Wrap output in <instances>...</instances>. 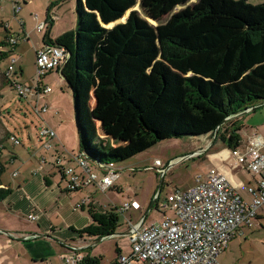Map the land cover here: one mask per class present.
Listing matches in <instances>:
<instances>
[{
    "label": "trees",
    "instance_id": "trees-1",
    "mask_svg": "<svg viewBox=\"0 0 264 264\" xmlns=\"http://www.w3.org/2000/svg\"><path fill=\"white\" fill-rule=\"evenodd\" d=\"M191 1L76 0L75 29L54 40L45 33L43 44L68 54L59 74L72 87L78 149L92 161L115 165L183 137L211 135L228 149L240 145L235 118L264 102V2ZM6 57L0 51V62ZM91 92L103 98L105 117L91 109ZM97 121L105 138L97 135ZM112 139L129 143L111 147ZM5 170L0 161V176ZM1 186L0 179V201L12 192ZM79 208L89 216L77 231L81 237L100 240L121 228L115 207ZM85 262L100 264L101 257Z\"/></svg>",
    "mask_w": 264,
    "mask_h": 264
},
{
    "label": "rangeland",
    "instance_id": "rangeland-1",
    "mask_svg": "<svg viewBox=\"0 0 264 264\" xmlns=\"http://www.w3.org/2000/svg\"><path fill=\"white\" fill-rule=\"evenodd\" d=\"M196 1L192 0L194 3ZM244 1L252 5L264 2V0ZM75 8L76 0H25L20 13L14 17L9 1L0 0V45L5 43L6 38L10 36L17 40L12 53L13 58L16 59L15 74H19L18 68H22L23 75L19 78V84L25 89H30L26 92V98L19 97L16 91L9 87H3V92H1L0 145L3 146L2 160L6 162V170L2 175L6 183H20V177L29 179L34 172V168L38 167L35 157L44 156L46 158L47 164L44 166V174L54 165V150L51 148L43 150L41 148L42 142L49 141L46 138H42L43 141H40L39 132L42 128L55 131L57 141L60 140L64 146V148H61V155H64L65 158L68 157L69 159L70 155L65 149L70 153L79 150V128L71 85L65 80L63 81L59 72L54 70L45 75L40 81L42 88L49 87L51 89L50 93L41 95L38 101L37 90L34 87L36 83L35 54L43 46L45 33L49 30V38L54 40L62 34L74 30L77 17ZM134 9L140 12L138 4ZM127 15L125 14V17ZM34 16H38L40 22L50 18L49 20L52 21L51 26L49 21L45 29L38 32L36 30L37 21L33 19ZM23 36H26L25 40L22 39ZM0 47L7 51V47ZM9 64L10 57L7 56L0 62V71H5ZM107 101L112 102V99ZM36 103H38L39 108L42 105H47L50 108L49 112L38 116L34 111ZM89 103L91 109L94 112L97 111L101 118L108 113V111L100 108L102 106H99L100 104L106 105L103 98H97L94 92H91ZM248 114L246 113L243 116L245 118L241 121L245 126L248 125L246 123ZM95 127L98 131L101 128V121H97ZM11 135L18 139L20 145H14L8 140ZM97 135L105 138L100 130ZM213 139L214 137L210 135L204 139V142L200 137H183L157 142L113 166L120 173V178L115 183V186L121 188L120 192L115 187L105 192H101L95 187H89L78 192L57 194V202L64 205V209L67 208L64 211L65 219H62L54 211V213H51L50 218L55 224L60 225L58 229L65 228L66 220L75 221L80 225L85 224L83 218L88 219L87 212L78 208L77 213H75L71 208L81 203L82 198L90 196L105 208L111 206V200L118 202L136 200L141 207L140 210H130L125 213V218L128 217L132 224L140 221L143 217H145L144 225L159 222L166 217H172L171 210L162 207L167 194L176 189L186 190L193 186L195 177L206 175L210 167L208 160L204 157L197 158L200 154L191 159L186 156L191 151L196 150L199 144L201 146L202 144H210L214 142ZM219 141L215 143L214 148L209 152L222 147ZM128 143L127 139L119 141L112 139L111 142H108L111 147H122ZM13 155L16 156V159L11 162L10 158ZM155 160L161 162L160 167L154 166ZM62 164L66 166L67 163L62 162ZM159 170H163L164 174H161ZM14 172L19 173L20 177L12 178L11 174ZM95 172L100 177L98 170ZM54 181H59L58 174ZM63 186L64 183L61 184V187ZM5 216L4 212L0 213L1 224L11 221V225L14 226L16 223H28L29 221L24 219V222L20 219L12 220L10 216ZM34 224L32 223V225ZM120 224L121 228L117 229L115 233L118 235L117 237L100 239L94 244V254L101 257L100 264H113L119 256L117 251L122 256L130 257L131 244L128 237L124 235L125 223L122 218H120ZM41 232L42 230L39 231V233ZM217 264H264V222L251 229H244L242 234L238 233L229 242L226 250L218 256Z\"/></svg>",
    "mask_w": 264,
    "mask_h": 264
},
{
    "label": "built area",
    "instance_id": "built-area-1",
    "mask_svg": "<svg viewBox=\"0 0 264 264\" xmlns=\"http://www.w3.org/2000/svg\"><path fill=\"white\" fill-rule=\"evenodd\" d=\"M10 3L12 14L16 17L21 9L23 0H7ZM37 21L36 30L42 32L46 24L51 21H38V16L33 17ZM23 40L26 36H23ZM17 40L14 37H7L5 47H0L1 52L7 53L10 57L4 78L11 80V87L19 97L26 98V92L30 89L23 88L18 82L13 81L15 75L13 58ZM68 54L65 49L43 45L35 54V85L37 100L41 95L51 92L49 87H41V79L50 71L62 69ZM40 84V86H39ZM255 107L245 110L249 112ZM47 105L34 107L38 116L49 112ZM40 141L42 138L49 139L42 142L41 148H51L50 142L57 140L53 129L42 128L39 132ZM9 141L14 145H20L15 136H9ZM3 146L0 145V152ZM198 156V154H196ZM230 156L234 159L238 168L245 169L253 176L259 177L256 187L246 188L249 199H244L237 189L230 183L227 174L218 168H211L206 175H198L194 179V185L186 190L176 189L168 194L164 200L163 208L173 213L172 217L149 225L132 224L124 221L126 225L125 236L131 244V255L125 257L119 255L113 264H217L218 256L226 250L229 242L244 229H250L255 224V219L260 211L264 210V139L256 133L250 134L243 147L238 146L230 149ZM70 162L80 169L77 174L74 167H66L63 161L57 159L55 165L59 173L66 181L67 190L76 191L83 187L94 185L101 192H105L118 174L114 171V164H100L92 161L82 152L70 153ZM40 160V167H41ZM155 167H160L159 160L154 161ZM100 177L97 176V171ZM164 174L163 170H159ZM17 173H12L16 177ZM85 204L82 202L80 205ZM138 207L136 202L123 204L116 208L119 217L130 207ZM27 219L31 222L37 220L34 214H29ZM114 234L111 237H117ZM110 237V236H107ZM101 239H105L104 237ZM57 264H86L85 258L77 251L70 252L60 257Z\"/></svg>",
    "mask_w": 264,
    "mask_h": 264
},
{
    "label": "crops",
    "instance_id": "crops-1",
    "mask_svg": "<svg viewBox=\"0 0 264 264\" xmlns=\"http://www.w3.org/2000/svg\"><path fill=\"white\" fill-rule=\"evenodd\" d=\"M18 70L19 74L16 73L17 76L12 79L13 81L19 83V78L22 77L23 71L22 68H18ZM5 71H0V95L2 94L1 92H3V87H9L12 89V87L9 85V82L3 76ZM1 97L2 95L0 96V98ZM246 113H249L248 121L246 122L248 124L247 126L241 123V121H243V119L245 118L243 116ZM235 119L240 122L241 126L240 147L244 146L247 137L252 133L259 134L264 139V103L256 106L255 109L249 112L244 111ZM99 136L102 138L101 135ZM208 136L209 135L202 136L200 138H202L204 142V139ZM213 141L214 142H211L207 145L202 144L201 146L199 144L198 148L194 151H191L190 154L186 157H189V159H191L195 158L194 156L196 154H200V156H198L197 158L204 157V159L208 160V163L210 165L209 169L215 167L223 170L227 174L230 183L237 189L241 196L244 199H249L246 188L256 187L259 177L253 176L245 169L238 168L235 165L234 159L230 156V149H228L221 141L218 140L220 142L219 144H221L222 147L216 149L215 151L209 152L212 148H214L215 143L218 142L215 138L213 139ZM50 146L51 149H53L55 152V162L57 159H60V161L67 163L66 167H74L76 173L80 174V169L76 168L73 165V162H70L68 157L65 158L64 155H61V148H64V146L61 144L60 140H52L50 142ZM65 151L70 154V152H68L66 149ZM35 158L38 163V167L34 168V172L29 179L20 177L19 173H17L16 177H12L11 174L12 178L20 177V183L10 184L6 183L3 180L2 175L4 173L0 176L2 182L1 187H8L12 190L9 196L0 201V213L4 212L6 214L5 217L10 216L12 220L20 219L23 221L24 219L28 221L27 216L33 213L37 217V220L32 222L35 223L34 225H32L31 221H28V223H25L24 221V223H16V225L14 226L11 225V221H6L3 224L0 223V264H57L61 256L73 251L79 252L84 258L88 256L97 257V255L94 254L95 252L93 250V246L98 240H89L85 237H81L77 233L78 230H81L88 224L89 216L88 219L83 218L85 223L83 225H80L72 220H66V226L63 229H58L60 225L55 224L51 220V213L54 212L58 213L62 219H65L64 211L67 208L64 209V205L57 202V194H67L71 192H67L66 181L60 175L59 170L55 168L57 167L55 163L44 174V166L45 164H47L46 158L44 156ZM15 159L16 156L13 155L10 158V161L13 162V160ZM40 160L42 162L41 167ZM0 161L6 167V162L2 160V155ZM114 171L118 174V177L115 179L111 187H109L107 190L115 187L116 190L120 192L121 188L115 186L116 181L120 178V173L117 172V169L115 167ZM56 173L59 177L58 182L54 181V178L57 175ZM45 178L49 183L48 185L45 181ZM62 183H64L63 187H61ZM16 187L18 188L16 189ZM89 187L95 186L90 185L73 192L82 191ZM82 202H85V204L93 202V204L99 209H108L102 207L97 201L92 198V196L82 198L81 203ZM126 202L129 203V201L118 202L116 200H111L112 204L111 206H109V208L121 207ZM130 202H136L138 207H130L129 209H127V211L123 212L120 218H122L124 221H129L132 223V221L128 220V217L125 218V213L129 212L130 210L138 211L141 207L136 200H132ZM79 204H77L76 207L71 208V210L77 213ZM144 221L145 217L141 218L140 221L134 224L142 223L144 225ZM262 222H264V210L258 213V216L255 219L254 226H256L257 224L261 225ZM41 230L42 232L39 233V231ZM125 230L126 225L124 228V233Z\"/></svg>",
    "mask_w": 264,
    "mask_h": 264
},
{
    "label": "water",
    "instance_id": "water-1",
    "mask_svg": "<svg viewBox=\"0 0 264 264\" xmlns=\"http://www.w3.org/2000/svg\"><path fill=\"white\" fill-rule=\"evenodd\" d=\"M133 10H135L134 8H133ZM129 12H127V14H128ZM127 17V16H126ZM126 17H124V18H122L121 20H119V21H117L116 23H123L124 21H125V19H126ZM116 23H114V24H116ZM111 26H113V25H111ZM62 77V76H61ZM63 79V78H62ZM64 80V79H63ZM264 103V102H263ZM263 103H261V104H263ZM261 104H259V105H261ZM215 134H216V131H215ZM79 151V150H78ZM79 152H82L83 154H86L84 151H79ZM104 238H108V237H104Z\"/></svg>",
    "mask_w": 264,
    "mask_h": 264
},
{
    "label": "bare ground",
    "instance_id": "bare-ground-1",
    "mask_svg": "<svg viewBox=\"0 0 264 264\" xmlns=\"http://www.w3.org/2000/svg\"><path fill=\"white\" fill-rule=\"evenodd\" d=\"M150 22H152V21H150ZM154 23V22H153ZM109 238V237H108Z\"/></svg>",
    "mask_w": 264,
    "mask_h": 264
}]
</instances>
